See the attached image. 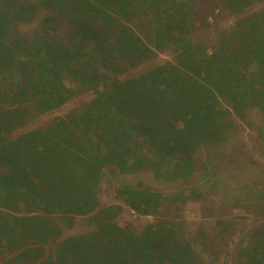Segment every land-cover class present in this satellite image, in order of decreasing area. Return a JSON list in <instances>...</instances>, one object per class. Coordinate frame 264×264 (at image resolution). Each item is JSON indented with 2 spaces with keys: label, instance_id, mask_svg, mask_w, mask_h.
Masks as SVG:
<instances>
[{
  "label": "trees",
  "instance_id": "trees-1",
  "mask_svg": "<svg viewBox=\"0 0 264 264\" xmlns=\"http://www.w3.org/2000/svg\"><path fill=\"white\" fill-rule=\"evenodd\" d=\"M262 2L0 0V264H204L207 235L162 208L193 199L181 192L199 173L217 177L195 154L224 143L233 118L259 110L264 129ZM226 14L238 18L209 45L208 17ZM20 25L33 29L18 37ZM161 54L170 59L145 68ZM104 172L150 221L118 223L122 207L98 198ZM145 173L179 182V195L165 198ZM77 219L81 230L65 234ZM250 232L238 264H264V229Z\"/></svg>",
  "mask_w": 264,
  "mask_h": 264
},
{
  "label": "rangeland",
  "instance_id": "rangeland-1",
  "mask_svg": "<svg viewBox=\"0 0 264 264\" xmlns=\"http://www.w3.org/2000/svg\"><path fill=\"white\" fill-rule=\"evenodd\" d=\"M263 3H259L254 11H257ZM216 14L217 11H214L213 15ZM41 17L42 14L34 15L35 27H38ZM237 18V16L231 17L226 14L225 17L217 16L215 20L210 15L208 23L214 26L210 29L213 41L209 40V45L214 43L220 29L232 25ZM32 29V27L20 25L15 30V34L20 37L22 33L25 35ZM49 31L51 35L59 36V30L52 31L49 27ZM168 59L170 57L161 54L146 64L145 68L160 64ZM138 70L140 69H134L130 74H135ZM90 98L89 95L73 98L72 101L65 104L60 110L55 111L54 114H65L70 107L78 106L79 102L88 101ZM222 105L223 108H226L224 104ZM259 112V110L247 112L244 122L233 118L236 125L235 130L227 136L224 143L218 145L213 142H205L195 154L198 168L207 162L214 166V171L218 172L217 177H213L210 185L209 178L207 179L199 173L194 180L188 183L190 187L188 185L183 186L185 190L181 192L184 196H189L190 193L187 188L192 189L193 199L174 204L166 201L168 202L167 205H163V214L168 215L170 219H178L184 223L183 231L207 235L205 237L209 239L210 246L209 252L202 255L204 264L208 262V257L209 264H238L236 253L234 254L236 246L243 245V247H246L251 244L250 230L252 228L260 226L264 229V129L262 113ZM35 120L41 122L44 118L41 117ZM34 123L36 122L34 121ZM142 177L152 189L164 193L165 198L180 193L182 184L179 182H161L155 180L148 173H145ZM126 181L131 183L135 179L128 176ZM253 186L259 188L258 199H256L257 194L252 190ZM210 187H212L211 190ZM98 198L103 206L122 207L117 218L120 225H124L128 221L136 222V224L141 222L115 196V183L113 177H110L107 172L103 173ZM142 219L144 221L151 220L150 217H143ZM57 220L59 221V218ZM220 220L227 225L231 223L227 229L228 232L223 233L221 231V226L217 225ZM78 221L77 219L72 230L64 228V233L80 231L81 226L79 225L82 220L80 224ZM222 236L223 239H220ZM214 244L220 249V252L213 247ZM214 250L218 252H213ZM211 258L212 263H210Z\"/></svg>",
  "mask_w": 264,
  "mask_h": 264
},
{
  "label": "built area",
  "instance_id": "built-area-1",
  "mask_svg": "<svg viewBox=\"0 0 264 264\" xmlns=\"http://www.w3.org/2000/svg\"><path fill=\"white\" fill-rule=\"evenodd\" d=\"M132 215H133L135 218H137V217H138V219H142V217H141V216H138V215H136L134 212H132Z\"/></svg>",
  "mask_w": 264,
  "mask_h": 264
}]
</instances>
